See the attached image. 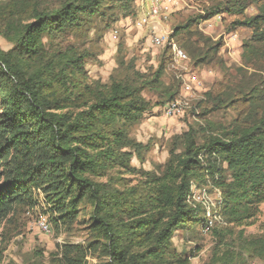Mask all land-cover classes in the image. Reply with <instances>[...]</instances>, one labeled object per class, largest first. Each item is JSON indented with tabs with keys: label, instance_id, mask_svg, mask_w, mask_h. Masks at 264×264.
<instances>
[{
	"label": "trees",
	"instance_id": "trees-1",
	"mask_svg": "<svg viewBox=\"0 0 264 264\" xmlns=\"http://www.w3.org/2000/svg\"><path fill=\"white\" fill-rule=\"evenodd\" d=\"M137 1L28 4L30 20L11 33L6 30L4 37L13 47L0 50V228L19 210L34 207L35 191L56 221L69 227L89 206L93 243L98 245L90 246L107 259L100 264H162L175 255V232L202 227L206 220L205 208L190 201L193 184L211 182L220 192V203L211 212L214 227L220 222L247 225L264 203V0H228L222 10L241 16L233 27L250 32L242 45L244 68L237 69L240 78L233 79L242 84L215 97L218 103L228 102L236 117L217 129L204 127L207 139L201 145L191 129L175 137L157 174L130 165L133 154L147 149L129 136L150 108L142 95L144 84L90 82L83 69L86 55L73 45H53L67 36L82 38L97 21L112 18L109 12L136 18ZM250 5L257 14L244 17ZM191 28V23L176 27L174 43L195 66L211 64L221 42ZM183 35L179 43L176 37ZM165 49L170 53L168 46ZM162 69L155 72L153 83L158 84ZM180 91L181 82L179 92L166 93L165 103L178 98ZM195 108L188 112L193 114ZM116 168L134 171L140 182L125 192L110 193L96 179ZM251 244L264 250V237ZM3 249L1 240L0 260ZM85 257L81 250L65 246L61 260L86 264Z\"/></svg>",
	"mask_w": 264,
	"mask_h": 264
},
{
	"label": "rangeland",
	"instance_id": "rangeland-1",
	"mask_svg": "<svg viewBox=\"0 0 264 264\" xmlns=\"http://www.w3.org/2000/svg\"><path fill=\"white\" fill-rule=\"evenodd\" d=\"M56 1L0 0V50L7 52L13 47L4 37V32L7 30L11 33L21 23L30 20L31 14L26 12V5L52 7ZM181 2L179 11L162 16L159 21L148 23L141 29L133 27L135 17L127 18L121 13L109 12L108 16L113 15L112 18L97 21L93 30L82 38L67 36L53 43H58L55 49L73 45L86 55L83 69L90 82L108 85L115 79L144 84L142 95L149 101L150 108L142 120L130 128L129 136L147 149L138 155L133 154L130 165L156 174L167 160L175 137L191 129L196 132V143L201 145L207 139L204 127L208 130L217 129L234 120L237 112L228 106V102L218 103L215 97L221 92L222 95L229 94L242 84V80L236 84L233 79L237 76L240 78L237 69L244 68L242 45L250 36L247 29L233 27V23L241 16L222 12L228 0ZM256 14L255 7L250 5L244 17ZM189 23L192 25L190 32L198 30L212 42H221L220 52L211 64L195 66L184 49L189 62L177 64L173 58L170 59V53L165 52V47H155L152 43L153 31L157 33L164 29L168 32L169 40L175 42L172 38L174 29ZM106 25L109 27L106 28ZM111 29L118 30L116 40L111 37ZM230 36H236V40L230 41ZM183 37L185 35L176 39L181 43ZM46 43L54 48L50 42ZM161 66L162 76L158 84L153 83L155 72ZM261 72L256 70V73ZM187 73H195L202 83L201 91L195 92L189 101L188 110L196 106L195 112L191 114L187 110L181 118L164 116L161 108L169 95L179 92L181 76ZM146 83L152 84L146 87ZM167 92L170 94L166 95ZM96 182L103 184L110 193L125 192L140 182V176L134 171L116 168L107 171ZM201 184L192 185L190 201L201 205L206 213L209 211L212 218L211 212L220 203L221 196L216 189H212L211 182ZM35 196L37 200L32 209L19 210L4 223V228H0V242L2 240L4 243L0 264H63L61 257L65 246L84 252L86 264H100L107 260L100 251L90 246L96 238L88 220L91 207L82 209L77 220L69 227L51 215L40 192L35 191ZM212 226L215 232L211 229L202 232L200 225L176 231L171 240L175 255L167 257L162 264H178L180 261H186L187 264H264V250L260 251L251 244L253 240L264 237V203L259 206L257 216L247 225L236 227L220 222Z\"/></svg>",
	"mask_w": 264,
	"mask_h": 264
},
{
	"label": "built area",
	"instance_id": "built-area-1",
	"mask_svg": "<svg viewBox=\"0 0 264 264\" xmlns=\"http://www.w3.org/2000/svg\"><path fill=\"white\" fill-rule=\"evenodd\" d=\"M181 0H138L137 5L139 14L133 22V27L141 29L148 23L159 21L162 16H168L181 9ZM166 18V17H165ZM152 43L155 47H169L173 61L177 64H187L189 62L188 56L185 52L178 47L173 41L169 40L168 32L161 29L159 32L153 31ZM111 37L116 40L118 37V30L114 29L111 32ZM230 41L236 40V36H230ZM185 70V68H183ZM181 93L178 98L170 102L165 103L162 108V113L166 117L181 118L189 109L190 98L193 97L195 92H200L202 89V83L198 79L195 73H187L181 76ZM220 196V192L218 191ZM212 226L211 215L208 211L206 214V220L202 224V232H208Z\"/></svg>",
	"mask_w": 264,
	"mask_h": 264
}]
</instances>
